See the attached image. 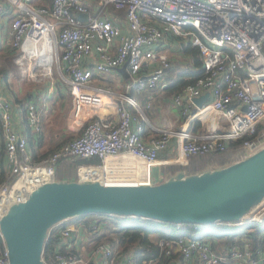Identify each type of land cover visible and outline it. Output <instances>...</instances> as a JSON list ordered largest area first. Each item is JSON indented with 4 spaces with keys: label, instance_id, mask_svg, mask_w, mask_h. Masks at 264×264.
I'll return each instance as SVG.
<instances>
[{
    "label": "built area",
    "instance_id": "built-area-1",
    "mask_svg": "<svg viewBox=\"0 0 264 264\" xmlns=\"http://www.w3.org/2000/svg\"><path fill=\"white\" fill-rule=\"evenodd\" d=\"M121 10L126 11L124 17ZM9 12L13 16L6 43L14 49V60L24 74L33 57L39 58L36 66L46 73L56 65L71 88L72 117L81 132L45 159L49 165L34 163L28 135L16 127L14 106L0 88V143L6 160L0 215L36 186L13 195L27 169L50 168L55 178L53 165L63 158H99L100 163L81 165L79 178L106 184L123 182L116 174L136 170L131 163L119 164L118 159H137L148 166L147 177L124 184H140L154 183V166H187L191 156L234 151L233 142L243 140L238 155L242 158L264 147V0H0V13ZM81 14L87 18L81 19ZM174 38L199 48L205 75L174 96L187 116L184 127L156 128L149 123L156 134L147 139L144 132L149 120L130 93L160 86L171 66L167 45ZM48 52L49 65H41L40 57L45 59ZM124 66L128 77L121 71ZM110 74L126 79L125 91L111 85L93 86L94 80ZM207 92L210 98L197 106L194 99ZM46 93L47 97L59 96L55 80ZM106 99L115 103L117 119L99 117ZM24 110L31 130L41 133L37 102L26 99ZM194 120L206 126L205 132L189 130L188 122ZM174 140L177 156L162 157ZM83 166L94 167L96 176L82 178ZM92 218L67 219L51 228L47 238L51 242L43 254L45 264H140L136 246L124 247L115 240L97 242L105 225L99 217ZM234 224L261 226L257 244L245 237L243 244L232 245L228 255H222L207 238L164 237L157 243L167 264H264V201ZM157 261L144 259L141 264ZM0 264H10L3 239Z\"/></svg>",
    "mask_w": 264,
    "mask_h": 264
},
{
    "label": "water",
    "instance_id": "water-1",
    "mask_svg": "<svg viewBox=\"0 0 264 264\" xmlns=\"http://www.w3.org/2000/svg\"><path fill=\"white\" fill-rule=\"evenodd\" d=\"M86 19L87 15H79ZM121 71L129 74L126 66ZM207 92L194 99L201 107ZM264 201V147L227 165L188 173L181 169L158 183L106 184L99 179H51L13 201L0 215L10 264H45L49 231L67 219L104 214L165 223H236Z\"/></svg>",
    "mask_w": 264,
    "mask_h": 264
},
{
    "label": "trees",
    "instance_id": "trees-1",
    "mask_svg": "<svg viewBox=\"0 0 264 264\" xmlns=\"http://www.w3.org/2000/svg\"><path fill=\"white\" fill-rule=\"evenodd\" d=\"M8 53L13 54L14 49L11 46H7ZM181 50L192 57L194 68L190 71H183L178 73H171L167 78L170 79L167 86L164 87L167 95L172 96L179 94L183 91V89L191 84H194L197 79L203 77L205 75V70L202 66V57L200 55L199 48L193 46L191 43L185 44L184 47H180ZM173 65H171L169 69H172ZM0 69V73L2 72L5 75H8L10 72H14L16 75L20 73V70L17 66V63L12 58L5 57L3 70ZM167 72V71H166ZM133 95H136L138 92L133 90ZM143 112L149 117L151 120V111L146 110L145 108H141ZM148 111H150L148 113ZM153 123V120H151ZM201 127V122L199 120H194L190 123L189 130L190 131H198ZM149 129L146 128L144 135H146ZM153 131V130H152ZM154 132V131H153ZM150 134V133H149ZM156 134V133H155ZM30 137V136H29ZM28 137V138H29ZM30 139H32L30 137ZM37 140V142L39 143ZM66 142V141H65ZM63 142V143H65ZM62 143V144H63ZM243 143V140L231 143V147L235 148L231 158L221 159L219 157H211L210 159L221 160L223 162L221 166L227 165L234 161L240 160L242 157L240 155V148ZM61 144V145H62ZM60 145V146H61ZM55 149H51L50 152H43L40 150L38 145H34L31 149L32 158L34 163H40L42 166H47L49 163L45 162V159L54 151ZM232 152V151H231ZM4 151H2V154ZM217 154V153H212ZM202 156H191V161L189 166H172L175 169L170 171L164 169L165 177H169L172 174H175L177 171L184 169L188 173H196L204 170L200 165L204 163L202 161ZM208 159V160H210ZM92 163H100V159L97 157L85 158L81 156H72L69 158H63L57 161L53 166L55 169V179H69V180H77L79 178V167L81 165H89ZM165 166V165H163ZM6 177V168L3 163L0 164V183ZM15 178H13L12 183ZM91 217H99V220H106L104 232L100 235L96 236L97 241H101L102 239H107L109 241L115 240L118 241L124 247L128 246H136L138 260L141 262L144 259H158L156 263L152 264H167L168 259L162 253L161 248L158 245V240L164 237H172L176 238L179 236L191 237V238H211L218 239V242H212V248L219 253V247H229L236 243L243 244L244 238L248 236L249 240L256 245L259 241V232L260 228L256 225H248V226H240L234 223L227 224L226 222H217L209 225H196V224H183L182 228H177L175 223H165L158 221L156 219L145 218V217H137V216H119V215H104V214H87L75 218L69 219L70 221H82L89 220ZM111 222L116 225L115 228L111 227ZM254 228L256 234L249 233L248 229ZM222 230V232H221ZM157 236L158 239H153L152 236ZM244 235V236H242ZM2 235L0 233V240H2ZM50 239H47L46 242V252L48 250V246L50 245Z\"/></svg>",
    "mask_w": 264,
    "mask_h": 264
},
{
    "label": "rangeland",
    "instance_id": "rangeland-1",
    "mask_svg": "<svg viewBox=\"0 0 264 264\" xmlns=\"http://www.w3.org/2000/svg\"><path fill=\"white\" fill-rule=\"evenodd\" d=\"M7 33H8L7 35H9V30ZM174 51L169 50L170 57H171V65H173V68L169 70L167 69V72L165 74L166 77L167 75L170 76L171 73H175L177 75L180 72L190 71L194 68L192 57L190 55L185 54L184 52H183L184 54L181 53L180 55V50L179 52L175 51L176 53ZM0 53H2L1 48H0ZM40 60L42 64L45 61V59H42L41 57H40ZM37 61H39V58L37 59L33 57V61L30 64V68L26 70L27 72H25V74L23 73V69L20 68V66L17 64L20 70V73H17L15 75L16 77L15 79L16 83L14 84L15 90L10 88V91L14 94V97L17 101L16 103L20 106L23 105L22 107H24V103L26 99H30V98H33L39 105V110H40V115H41L42 138H41V141L38 143V147L43 152H50L51 149H57L63 142L77 137L79 133L81 132V125H79L76 121H74V116L72 117V113H73L72 111H73L74 105H73V95L71 92V88L68 87L69 85H67L63 81L56 65L53 66L51 73L50 72L46 73L44 68L36 66ZM25 67H27V65H25ZM52 80H55L56 83L60 87V94L58 97H50V96L47 97L46 95L47 87L49 84H51ZM106 81H107L106 83L112 84L111 86L113 87L114 85L121 84V87L124 88L123 85L124 83H126V79L121 78L119 74L107 75ZM116 89L118 91L122 90V88L121 89L116 88ZM15 91L18 93L17 95L15 94ZM145 95L146 97H148L147 94ZM165 96L171 97L167 94H165ZM138 98L140 99V97ZM158 105H159V102L157 103V106ZM153 106H156V105L152 104L149 107L150 109L145 108L146 110H150L151 112L153 111L152 114H150L149 113L150 111H148V113L151 115V120L154 119V115H156V111H155L156 109ZM146 117L149 120L148 125H147V128L149 129V133L151 135H154L155 133L151 130L149 126V123H151V120L149 119L147 115ZM173 129H177V128L175 127ZM176 146H177V141L171 146L170 150L167 153L166 152L164 153L165 156H162V157L175 158L177 156ZM233 153L235 155L234 151L232 152L228 151V152L217 153V154H212V153L206 154L202 159L204 163H202L200 167H202L203 169H207V168H214V167L221 166V164L223 163L221 162V160L217 161L215 159H210V158L211 157L213 158L219 157L221 159L231 158ZM191 158L192 157L189 158V164L187 166L190 165ZM130 161L132 160L125 161V162H130ZM134 166L136 167V165ZM172 166H176V165L167 164L165 166H154L153 171L155 172V170H157L158 167H164V169L166 170H168L169 168L170 171L178 169ZM177 166H180V165H177ZM129 174H132V176L128 177ZM116 175H117V180L123 181L120 183L132 181V180L141 181L144 179L142 178V176L137 177L136 176L137 174H134L133 172L131 173L129 172L126 174L121 172ZM91 219L93 218L91 217ZM101 222L104 224L107 223L106 220H102ZM113 223L114 222H111L112 224L111 227L115 228L116 225ZM102 230L104 229L101 228V231ZM152 237L155 240L158 239L157 236L153 235ZM102 240L109 242V240L105 238Z\"/></svg>",
    "mask_w": 264,
    "mask_h": 264
},
{
    "label": "crops",
    "instance_id": "crops-1",
    "mask_svg": "<svg viewBox=\"0 0 264 264\" xmlns=\"http://www.w3.org/2000/svg\"><path fill=\"white\" fill-rule=\"evenodd\" d=\"M119 14L122 17H124L126 14V11L121 10V11H119ZM12 16H13V14L11 12L0 13V48L2 49V53H0V69H2L1 71H4L3 66H4L5 57H9L10 59L12 58L14 60V53L13 54L8 53V48H7L8 45L6 43L7 37H8L7 32L9 29V25H10ZM167 46H168V49L171 51L175 50L176 52H179V50H180V55H181V53H183V51L181 50L180 47H184L185 43H183L179 39L174 38L170 41L169 45H167ZM106 76L107 75L102 76V77L94 80L93 86L94 85H109V86L112 85V84L106 83L107 82ZM167 77L165 75L164 79L162 80V83L156 89L148 90V91H144V92H138L136 95L138 97H140V99L136 95H133L134 91H132L130 93V95L135 97L138 100L141 108L150 109L149 107L152 104L156 105V106H153L156 109L155 110L156 115L153 114L154 115V119H152L153 123L151 122V124L154 127H156V128H166V127L175 128L176 127L177 129H179V128L184 127V123L187 119V116H184L181 113L180 107H178L176 105L175 97H174L175 94L172 95L171 97L165 96L166 92H165L164 87L168 85L169 80H170ZM15 79H16V77H15L14 72H10L8 75H5L1 72L0 73V88L4 91L5 97L14 106V120H15L16 127L18 129L26 132L28 137L30 136L32 138V139H30V137H29V149L31 150L34 145H38L37 140L39 141V139L42 138V133H36V132H33L31 130V127L29 126V124L26 120V112L24 110V107H22L23 105L20 106L16 103L17 101L14 97V94L10 91V88L15 90V87H14V84L16 83ZM123 86H124V88L121 87V84L114 85L115 89L116 88H118V89L122 88L121 91H125V83ZM15 94L17 95L18 93L15 91ZM145 94H147L148 97H146ZM106 100L108 101V103H106L104 105V107H102L100 109L99 117L111 116L112 118L117 119V111L115 108V103L113 101H111L110 99H106ZM114 100H117V97H114ZM158 102H159V105L157 106ZM151 113H153V111ZM190 123L191 122H188V127L190 126ZM205 130H206V126L201 123V127L198 131L194 132L192 130L191 132H193L194 134H200V133L205 132ZM147 132L148 133L146 135H144L145 138L148 139V138L153 136V135L149 134V130ZM154 133H156V132H154ZM175 142L176 141H174V143ZM174 143H172L171 146ZM171 146H170V148H171ZM170 148L166 151V153L170 150ZM176 148H177V146H176ZM2 151H4V145H3V143H0V158H1V161L4 164V166L6 167L5 153L2 154ZM177 152H178V149H177ZM162 156H165V154H163ZM139 166H140V168L137 167L136 170L132 171V172L134 174H137L136 175L137 177L147 175V171H148L147 166H145V165H139ZM153 176H154V183H158V182L165 180L167 177H165V174H164V167H158V169L155 170V172L153 171ZM256 226H259V225H256ZM259 228L261 229V226H259ZM248 231H249V233H252L254 235L256 234V231L254 230V228H249ZM242 236H244V235H242ZM247 238H248V236L246 237V240H247ZM207 239H209L211 241V243L213 241L214 242L219 241L217 238L216 239L207 238ZM231 246L223 247V248L219 247V253H221L222 255H224V254L228 255V250L230 249Z\"/></svg>",
    "mask_w": 264,
    "mask_h": 264
},
{
    "label": "bare ground",
    "instance_id": "bare-ground-1",
    "mask_svg": "<svg viewBox=\"0 0 264 264\" xmlns=\"http://www.w3.org/2000/svg\"><path fill=\"white\" fill-rule=\"evenodd\" d=\"M37 55H39V54H37ZM46 63H47V65H49V63H50L49 52L46 53L45 61H44L43 64H46ZM125 161H129V160H126L124 158L118 159V162L121 165H124L125 163H129V164L131 163L133 165H136V168L137 167L140 168L139 165H142L139 162V160H137V159L132 160L130 162H125ZM147 169H148V166H147ZM94 171H95L94 167L83 166V167H81V176H82V178L95 177L96 176V174H95L96 171L95 172ZM131 172L132 171H130V173ZM147 174H148V171H147ZM131 176H132V174L128 175V177H131ZM146 177H147V175L142 176V178H144V179ZM51 179H53V171H52V169L45 168V167H42V168H29V169H27L25 171V174L22 176L20 181L15 184L14 189H13V195L19 196V195L25 194L31 188H33L35 185H37L39 183H42L44 181H47V180H51ZM127 182H134V180L127 181ZM137 182H139V181H136L135 183H137ZM135 183H132V184H135ZM117 184H124V183H117ZM125 184H128V183H125ZM8 198H9V196L7 195V196H5L4 200H7Z\"/></svg>",
    "mask_w": 264,
    "mask_h": 264
}]
</instances>
